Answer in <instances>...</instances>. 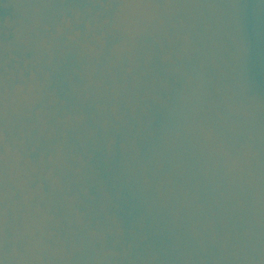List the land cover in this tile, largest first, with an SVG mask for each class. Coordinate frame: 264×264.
Segmentation results:
<instances>
[{
    "label": "water",
    "instance_id": "1",
    "mask_svg": "<svg viewBox=\"0 0 264 264\" xmlns=\"http://www.w3.org/2000/svg\"><path fill=\"white\" fill-rule=\"evenodd\" d=\"M0 264H264V0H0Z\"/></svg>",
    "mask_w": 264,
    "mask_h": 264
}]
</instances>
